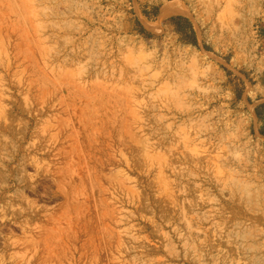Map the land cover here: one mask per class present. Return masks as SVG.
Returning <instances> with one entry per match:
<instances>
[{
	"label": "rangeland",
	"instance_id": "rangeland-1",
	"mask_svg": "<svg viewBox=\"0 0 264 264\" xmlns=\"http://www.w3.org/2000/svg\"><path fill=\"white\" fill-rule=\"evenodd\" d=\"M262 128L264 0H0V264H264Z\"/></svg>",
	"mask_w": 264,
	"mask_h": 264
},
{
	"label": "bare ground",
	"instance_id": "bare-ground-1",
	"mask_svg": "<svg viewBox=\"0 0 264 264\" xmlns=\"http://www.w3.org/2000/svg\"><path fill=\"white\" fill-rule=\"evenodd\" d=\"M186 13V9L181 5V4H175L173 2H170V1H167L165 4H163L161 6V9H160V13H159V18H163V17H167V16H171V15H175V14H182L184 15ZM144 22L146 23V26L147 27H151L150 23L146 20H144ZM18 60V59H17ZM17 60H13V59H9L8 61H6L5 63L2 64V69L5 73H10L12 72L13 70H16L20 67H24L25 64L24 62L23 63H18ZM23 60V59H21ZM23 69V68H22ZM17 73V72H16ZM18 76V75H16ZM139 135V133H138ZM134 136V135H133ZM137 136V135H136ZM135 136V137H136ZM140 138V136H138ZM264 138V137H263ZM108 139V138H107ZM25 140V139H24ZM110 140V139H109ZM22 146V145H21ZM20 146H18L17 149H15L14 151V154H12L9 158H8V163L11 164V163H14L16 161V158L18 155H21L20 157V162L22 163V166L20 167V172H18L17 176H16V180L14 182L17 183V186H16V191H21L23 188H24V180L27 178V174L25 173H22L21 172L24 170L25 166H23V157L22 155L25 154V152H21V150L19 149ZM36 148V147H35ZM52 150V149H51ZM121 151V150H120ZM31 152V151H30ZM56 152V151H55ZM59 153V152H57ZM38 154L37 152H34L33 155H36ZM121 154V152H120ZM123 154V153H122ZM121 154V155H122ZM40 155V154H39ZM60 158V157H59ZM108 159V158H107ZM124 159V158H123ZM31 161H35V158L32 156L30 158ZM125 160V159H124ZM64 162V161H63ZM63 162H60V163H63ZM19 163V162H18ZM211 163V161H210ZM43 164V162H42ZM40 165V164H39ZM37 165V166H39ZM49 165V163H48ZM111 165V163H110ZM209 165V163H208ZM214 165V164H213ZM9 166V165H8ZM36 166V167H37ZM43 166V165H42ZM116 166V165H115ZM228 168H229V171L231 172L228 176H229V179L227 181H221L219 179H216V182L212 183L210 182V187L212 188V190L215 192L217 191L220 195H222L226 190L228 192V197L233 201V202H237L239 201L240 199H243L247 196V192H248V189H247V185L249 183V180L247 179L246 177V174H243V170H241V167L239 168L238 165H235L233 163H229L226 165ZM35 167V166H34ZM218 167L217 164L215 166V168ZM204 168V167H203ZM219 168V167H218ZM216 168V169H218ZM8 169V168H7ZM35 169V168H34ZM214 169V168H213ZM215 169V170H216ZM9 170V169H8ZM15 170V169H14ZM209 170V169H208ZM204 171V169H203ZM206 172V171H205ZM212 172V171H211ZM220 172V171H219ZM11 174V173H10ZM206 174V173H205ZM207 175V174H206ZM14 176V175H13ZM203 179L206 178L204 176H201V175H197V174H194V186L192 187V191L193 192H196V186H197V181L198 179ZM27 180V179H26ZM29 180V179H28ZM31 182V181H29ZM54 182V180H53ZM29 185V184H28ZM115 186V185H114ZM15 187V186H14ZM36 188V185L34 186ZM31 188V187H30ZM1 189V188H0ZM3 189V188H2ZM32 189V188H31ZM210 190V189H209ZM69 192V191H68ZM216 192V193H217ZM70 199V198H69ZM15 200V199H14ZM217 200H220V198H217ZM224 201V200H223ZM4 207V206H3ZM71 211V210H70ZM74 211V210H73ZM193 213L197 214L198 212L193 210ZM43 215V214H42ZM61 216V215H60ZM35 217V216H33ZM44 218V217H42ZM194 219V218H193ZM10 220V219H9ZM61 221V220H60ZM53 222V221H52ZM73 224V223H72ZM71 225V224H70ZM74 225V224H73ZM26 226V225H25ZM27 227V226H26ZM43 230V229H42ZM36 231V230H35ZM43 237V236H42ZM193 237V236H192ZM71 246V245H70ZM69 248V246H68ZM72 248V246H71ZM236 248V247H235ZM70 251V250H69ZM76 251V250H75ZM72 254V253H71ZM237 254V253H236ZM193 256V255H192ZM76 257V254L73 253L72 255V258H75ZM68 259V257H67ZM196 259V258H195ZM73 261V260H72ZM227 261V260H226ZM238 261V260H235V262ZM240 261V260H239ZM191 262H193L191 260ZM230 262V261H229ZM228 262V263H229ZM245 262V261H244ZM231 263V262H230ZM229 263V264H230ZM68 264V263H67Z\"/></svg>",
	"mask_w": 264,
	"mask_h": 264
},
{
	"label": "trees",
	"instance_id": "trees-1",
	"mask_svg": "<svg viewBox=\"0 0 264 264\" xmlns=\"http://www.w3.org/2000/svg\"><path fill=\"white\" fill-rule=\"evenodd\" d=\"M168 20L170 21V23L174 26V28L176 30H178L181 33H184V29L180 28V25H179V23H182L184 25L185 29L189 31V35L192 38V41L195 40L192 26H191L189 20L186 17L177 15V16H171ZM237 95H239V94L237 93ZM262 106H263V104H261L260 106L256 107V115L259 118H260V113L258 112V110ZM260 133L262 135H264V129L263 128L260 129Z\"/></svg>",
	"mask_w": 264,
	"mask_h": 264
}]
</instances>
